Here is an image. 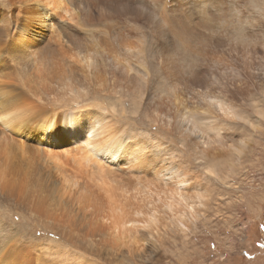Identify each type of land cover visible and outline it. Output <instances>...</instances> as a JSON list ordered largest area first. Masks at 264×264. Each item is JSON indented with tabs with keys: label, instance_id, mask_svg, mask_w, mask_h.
I'll use <instances>...</instances> for the list:
<instances>
[{
	"label": "rangeland",
	"instance_id": "1",
	"mask_svg": "<svg viewBox=\"0 0 264 264\" xmlns=\"http://www.w3.org/2000/svg\"><path fill=\"white\" fill-rule=\"evenodd\" d=\"M216 3H219L221 8ZM213 4L210 9L212 15L208 21L209 37L201 36L203 33L199 32L200 26L193 24L198 29L196 34L198 36L195 35L194 40H189L184 35L180 39L175 38L176 41L162 42L161 38L152 34L144 21L134 20L135 16L131 14H123L124 16L111 14L113 17L106 24L107 21L102 20L105 15L99 16L98 13L103 10H97L94 5H92L94 20L89 24L90 26H85L87 29L73 21L60 20L63 24L65 22L76 29L79 28L80 36L82 35L79 38L85 46L93 42V32L90 33V30L95 32L94 38L100 37L95 41L99 42L103 36H107L109 40L104 38L105 41L119 45L118 39L122 37L118 36V33L122 27L126 28L127 31L121 29L119 35L124 34L123 37L130 43L131 50L126 51V54L130 51L127 54L130 55L128 58L130 61L129 63L123 61V66L116 65L112 62L114 56L112 57L111 52L105 50L100 57L103 63L100 60L96 61L102 77L108 78H104V83L93 85L92 92L84 90L83 96L75 100H69L68 94L67 96L65 94L64 98L63 94L66 92L64 88L63 91L62 89L57 91L59 93L56 97L55 95L50 97L51 99L58 97L57 100H41L48 105L46 108H51L52 105L58 112L67 113L68 118L84 116L86 111L90 115L86 117L85 129L75 142L66 146V142L55 139L52 140L54 144L50 143L49 148L63 160L66 170H57L59 172L54 174L55 172L51 171L47 164L39 166L40 172H36L34 179H39L37 180L39 185L37 184L33 190L43 187L48 189L42 190L43 195L38 196L40 199L37 200L38 212L28 209L27 206L30 205L28 200L21 205L20 200L25 193L15 191L16 188H13L15 190L12 193L10 189L4 188L7 185L6 181L18 177L0 175L2 182L0 264L12 262V264H33L34 261V264H264V0H214ZM12 8L14 10L15 6ZM196 9L197 7H194V10ZM9 11L7 2L0 0V22H4L1 19L5 20L3 30L0 28L2 32H0V45L3 44L0 46V52L2 51L0 72L8 73L10 77L16 75L15 81L18 82L16 86L24 92L25 89H29L27 81L30 78L27 77V73L39 75L44 67L39 64L29 65L27 70L23 69V64L13 61L9 54L3 53L4 48L7 49L12 39L19 34L14 28L13 24L16 22L11 18ZM194 14L199 20V14ZM10 21L14 22L11 27H9ZM114 25L115 29L119 28L116 29L118 31L116 34L113 30H109L110 27L114 28ZM105 28L106 34L102 32ZM180 43L182 48H188L189 51L193 49L196 55L188 57L189 54L180 49ZM163 44L174 48H171V52L180 49L184 55H188L186 57L189 58V65L194 64V67L187 68L189 71H179V68L176 70L174 60L166 56L168 48L161 56ZM37 55L38 53H35L34 57ZM104 63L106 65H103ZM124 66H128L127 70ZM207 68L215 70L213 76L218 80L221 78L222 83L231 80L228 87L218 85L219 87L213 89L198 86L197 82ZM113 73L116 82L113 80ZM106 74H110V77ZM12 83L14 84L13 81ZM73 85L75 83H72L71 87ZM38 86L35 90L42 91V85L39 86L41 88ZM192 92L201 95L205 92H214L220 98L227 100L228 105H233V109L231 108V112L228 113L216 112L213 108L207 107L210 109L206 108V115L209 118H203L196 123V129L200 130V135L209 138L210 144L205 139L188 134L185 128V131L176 128L178 106L170 102L171 93L180 96L183 102L178 104L184 106L186 111L193 107H203L200 99L194 97ZM29 96L31 100L37 99L33 92L29 93ZM61 98L62 101L58 100ZM0 129L4 131V128ZM16 134L21 139L19 135L22 133L18 131ZM188 136L192 139H188ZM87 138L91 139V143L97 141L99 144L110 139L108 145L111 139L114 141L116 140L114 138H117L124 141L123 148L128 150L127 152L122 150L116 155L92 150L91 153L86 145ZM84 152L91 155V158L84 157ZM25 155L20 151L15 152L13 157L18 161L15 162L13 158L10 168L13 166L16 171L25 160L35 161L31 153ZM37 159L42 162L40 158ZM42 159L50 161L47 158ZM29 166L30 164L24 170L26 176L30 175ZM12 168V172H15ZM23 176L18 180L29 188L28 180L26 181L27 178ZM18 180L17 184H19ZM71 187L74 190H71L70 194ZM57 192L59 195L67 192L64 195L66 197L74 196L73 201L79 203V206L82 204L81 208H87L86 206L89 205L83 211V213L86 211L83 214L86 217L85 224H80L81 222L77 220L78 222L73 223L78 227L75 228L74 224L70 225L71 219L76 220L73 214H66L69 212L57 206L60 199ZM179 192H184L181 196L186 195L192 207L187 205ZM11 194L14 196L12 197ZM39 194L40 192H34L33 195ZM47 199L49 202L52 200V205L54 204L58 209L54 211V206H49ZM109 201L114 205L117 203L119 207L123 206L121 207L123 210L119 207L115 210ZM46 209L50 217L43 215ZM112 211L115 212L114 216ZM138 211L142 213L138 214ZM106 214L110 217L107 218ZM42 215L46 217L45 220ZM104 215L106 218H103ZM156 215L159 220H155ZM13 216L16 220L12 219ZM123 216L138 221L134 224L137 226L135 228L132 224L127 225L134 228L133 233L137 235L138 243L128 242L130 235L129 231L123 230L125 227L122 228V222L126 219L121 220ZM114 218L121 223L119 224L121 228L116 231L109 230L110 227L106 225L113 222L118 225ZM147 219L150 220L148 223L151 225L145 223L147 221L144 220ZM151 226L155 229H150ZM98 228L101 229L98 232L100 234L93 236L91 229ZM125 235L128 236L124 237Z\"/></svg>",
	"mask_w": 264,
	"mask_h": 264
},
{
	"label": "bare ground",
	"instance_id": "2",
	"mask_svg": "<svg viewBox=\"0 0 264 264\" xmlns=\"http://www.w3.org/2000/svg\"><path fill=\"white\" fill-rule=\"evenodd\" d=\"M5 1L7 2V8H9L11 11V12L9 11L11 13V18H13V21L16 22V23H14V22L10 21L11 22L10 26L8 23H7V25L9 27L14 25V28H16L18 30L19 34L17 33L18 35L12 39V42L10 41L11 44L7 49L4 48L3 53L9 54L12 57L13 61H16L17 63L23 64V66H24L23 69L28 68L29 65L38 66L39 64L42 65L44 68L41 69L42 73L39 75L35 74L34 72H33L34 74H32L31 72L27 73L28 74L27 77H29L30 80L27 81V82H29V83H27V87L29 89L24 90L26 95H24L25 93L22 92V90H20L16 86V83H18L15 81L16 75L14 77L13 76L10 77V74H8V73L5 74L4 72L3 73L0 72V83L2 84V86H0V128L1 127L4 128V131H2L0 129V175L1 174H4L5 176L12 175L13 177H18V179L20 178V176L24 175L23 178H27L26 181L28 180L29 188L28 187L26 188L27 185L24 186L22 184V182H20L17 178H14L12 181H6L7 185L5 187L4 186L3 187L10 189L12 193H13V190H15L13 188H16L15 191H19V193H22V192L25 193L24 197H22V200H20L21 205L25 200H28V201H30V205L27 206L28 209H31L33 211H37L38 210V209L36 210V208H38L37 207V204H38L37 200L38 201L40 200L38 196H40L41 194L43 195V193L41 191L48 189V187H43V188H38L37 190L36 189L33 190V188H35V186H37V184H38L37 180H39V179L34 180L35 176L37 175L36 172L37 173L40 172L39 170H40V167L42 166V164H47L46 166L50 167L49 169L51 171L55 172L54 173V172L48 171L51 174H53V173L57 174L59 172L57 170H62V171L66 170L63 160L61 158H58L59 155L56 156L55 153L53 152V150L49 148L50 143L54 144L55 139L60 141V142H64V143L66 142L67 143L66 146L75 142L76 139L78 138V136L81 134V132L84 131L86 117H88V115H90V113H88L86 111L84 116L78 115L75 118H68L67 113L58 112L57 108H54V106L52 107V105H51V108H46L48 105L41 102V100H51V101H53V99L57 100L58 97L53 98V99H51L50 97L52 95H55V97H56V94L59 93L57 91H59V89H62V88H64V91L67 92V93L65 92L63 94L64 98L68 94L67 98L69 100H71V99L75 100L79 97H82L83 96L82 92L84 90L85 91L91 90V92H92L94 90V89H92L93 85L96 86L97 84L103 82L104 78L106 77V76L102 77V75L100 74V70L97 67L98 66L97 62H96L98 60H100V62L102 61L100 57L104 54L105 50H107L106 52H111L112 57L114 56V60L112 62L116 65L122 64V66H123V63H122L123 61H125L127 63H129V61H130V59H128L130 55L127 56V54L130 53V51L126 54L127 50H131V48L129 47L130 43H129V41H127L123 37L124 34L119 35V33L122 32V30H121V29H123L122 26H121L122 28L120 29L119 33L117 31V30H119V28L118 29L116 28L117 29L116 30L115 25H114V28H112V27H110L112 29L109 28L110 31L113 30V32L115 34L118 33V36L123 38V39L121 38L122 40L117 38L118 41L120 42L119 45H115L113 43H110V41H108V42L105 41L104 38H107V36L106 37L103 36V39H101L99 42L95 41L96 39H99L100 37L94 38L96 36V34L93 30H90V33L93 32L92 33L93 42L91 43V45L85 46L80 41L81 39L79 38V36H80L81 31L78 30L79 28L76 29L75 27L68 25L65 22L63 24L60 20L61 19L66 20L67 19L68 21H71V22L73 21L78 26L81 25V26H83L82 28H84L85 26H88L92 22V20H94L92 18L94 16V13H93L94 9L92 8V5H94V7L97 8V10H103L102 12L99 11L98 13H99V16L105 15V17H102L103 18L102 20H105V22L107 21L106 24H108L109 20L113 17V15L119 14L121 16L123 14L124 15L125 14H131L132 16L133 15L135 16L134 20L144 21V23H146V25L149 26V30L152 32V34H154L155 37H157V38H161L162 42L176 41V40H174L175 38L180 39L184 35H186L187 39L194 40L195 37L198 36V35H196L198 29H199V32L203 33V34H201V36L209 37V34H207V30L209 29L208 21L212 15V11L210 9H211V7L214 6V4H213L214 0H139V1H137V0H5ZM199 1H200V4H199ZM222 2H224V1H222ZM234 4L232 3V5H234ZM217 5H219V3ZM224 5H226V4H224ZM13 6H15L14 10L12 8ZM194 7H197V9L194 10ZM219 7H220V5H219ZM217 8H218V6L216 7V9ZM194 13L199 14V17H200L199 20H197L196 17H194L195 16ZM219 13H221V12L219 11ZM111 14H113V15H111ZM6 17H3V18H6ZM114 18H117V17H114ZM1 20L4 21L3 23L0 22V28L2 29L4 26L3 24L5 23V20H3V19H1ZM122 22L123 21H121L120 24H122ZM12 23H14V24L12 25ZM95 23H97V22H95ZM99 23H100V21L98 22V24ZM112 24H114V22ZM116 24L118 26V23H116ZM193 24L198 25L200 27L197 29L193 26ZM110 25H108V26H110ZM8 26H7V28H8ZM12 28H10V29H12ZM16 29H14L15 32H17ZM125 29H123V30H125ZM98 30L101 31V29H98ZM126 31H127V29H126ZM102 32L106 34L107 29L105 28V30H103ZM85 34H87V33H85ZM109 34H111V32ZM118 36H116V37H118ZM9 37H11V36H9ZM200 37H198V38L200 39ZM6 39L8 41V38H6ZM127 39H129V38H127ZM83 41H85V40H83ZM136 41H138V40H136ZM183 41H182V43H183ZM191 42H193V41H191ZM182 43H180V45L177 44L180 46V49L182 48L181 47ZM189 43H190V41H189ZM86 44H88V43L86 42ZM2 45H0V46H2ZM34 48H36L35 51H34ZM171 48L169 47L168 44L164 45V47H162V49H163L162 52L167 49L166 50V56L168 58H170L171 60H174V67L176 68V70H177V68H179V71H189L188 69L192 68V66L194 64L189 65V58L186 57L188 55H184L183 52H181V50L182 49L185 50V52L187 54H189L188 57H190V56H193V54H194V52L192 51L193 49L192 50L190 49L191 51H189L188 48H187L188 50L185 48H182L181 50L179 48H177L179 50L171 52ZM71 49H74V51H71ZM172 49H174V48H172ZM32 51H34V52H32ZM35 53H38V55L36 56L37 58L34 57ZM164 54L165 53L163 52V54H161V56ZM194 55H196V52ZM4 56H7V55L4 54ZM1 57H2V55H0V58ZM163 58H164V56H163ZM47 59H49V60H47ZM57 60H59V61H57ZM166 60H167V58H166ZM109 62H110V60H109ZM9 63H10V61H9ZM102 63H103V61H102ZM191 63H193L192 60H191ZM103 65H106V64L104 63ZM125 65H127V64H125ZM111 66L112 65H110V67ZM164 66H166L165 63H164ZM189 66H191V67H189ZM20 67H22V66H20ZM30 67H32V66H30ZM105 67L108 68L107 66H105ZM126 68H128V66L127 67L124 66V69H126ZM197 68H199V67H197ZM11 69H13V67ZM200 69H199V72H201ZM15 70H17V69L15 68ZM30 71H31V68H30ZM114 71L116 72V70H114ZM214 72H215V70H213V69L207 68L206 70H204V73L202 74L200 81L197 82L198 83L197 85L198 86L200 85L202 87H209V88H213V89H216V87H219L218 85H223L224 87H228V85H229L228 83H230L229 81H231V80H229L227 83H222L221 78L218 80V79H216V77L213 76ZM104 73H103V75H104ZM184 74H185V72H184ZM107 76L110 77V74ZM111 77H112V74H111ZM114 77H115V74H114L113 78ZM186 77L188 78V76H186ZM113 80H115V78ZM217 80H218L219 84H218ZM12 81L14 82L15 85L12 83ZM115 82H116V80H115ZM72 83H75V85H73V87H71ZM110 83H111V81H110ZM189 83H191V82H189ZM37 85H39V86L42 85L43 90L42 91H41V89L35 90V87ZM107 85H109V84H107ZM39 88H41V87H39ZM65 88H67V90ZM117 88H118V86H117ZM62 91H63V89H62ZM62 91H60V94H62L61 93ZM227 91H228V89L225 90V92H227ZM31 92H33L34 96L37 97V99L32 98V100H31V96H29V93H31ZM68 92H70V93H68ZM65 94H66V96H65ZM192 94L194 95V97H197L200 99V101H201L200 104L203 105L204 108L203 107H200V108L193 107V109L185 111L184 110L185 107L178 104V102H181V103L183 102L181 100L180 96L171 93L172 99L170 102H172V104L175 105L176 107L178 106V112H177V118H178L177 125L178 126L176 128H178V130H184V128H185V130L187 131L188 134H193L196 136V138L199 137L200 139H205L207 142H209V138L206 139V137L204 135H200V133H199L200 130L196 129V123L203 118L204 119L209 118L208 115H206V112H207L206 108L207 107L210 109L213 108L214 111H216V112L222 111V112L228 113V112H231L230 111L231 108L233 109V105H230V104L228 105L227 100L220 98L219 95L215 94L214 92L213 93L205 92L202 95L197 93V92H192ZM52 97H54V96H52ZM62 98L58 99V100L62 101ZM64 98H63V100L65 101ZM68 99H66V100H68ZM202 102H204V103H202ZM172 104H171V106H172ZM192 105H194V104H192ZM60 106H61V104H60ZM160 106L161 105H159V107ZM168 107H170V106H168ZM161 108H162V106H161ZM161 108H160V110H161ZM201 108H203V111L201 110ZM208 108H207V110H210ZM155 110H157V109H155ZM162 110H163V108H162ZM171 111H173V110H171ZM203 112L205 113V115ZM153 114H155V113L153 112ZM172 114H173V112H172ZM92 115H94V113ZM174 117H175V114H174ZM170 118H173V117H170ZM89 121H91V120H89ZM174 121H176V120H174ZM172 124L174 125V123H172ZM176 128L174 127V129H176ZM197 130H199V131H197ZM18 131L22 133V135H19L21 137V139H19L17 137L16 132H18ZM182 136H184V135H182ZM97 137L98 136H96V138ZM184 137H185V139L187 138L186 136H184ZM117 138H119V137H117ZM117 138H114V139H116L114 141L111 139V142L112 141L113 142L112 143L109 142L110 143L109 145L107 143L110 139H108V141L107 140L101 141L102 143L99 144V143H97V141L96 142L94 141L93 143H91V139L87 138L88 140H86V141H88V142H86V145L88 147V150L91 153H92V151H95V152H99V153L106 152L109 154L111 153L112 155H116V154H119L122 150L127 152L128 149L126 150L123 148L124 141L123 140H117ZM188 139H192L191 136ZM52 140H54V141H52ZM193 141H195V140L193 139ZM210 143H211V141L209 142V144ZM243 146H245V145H243ZM32 147H35V148H32ZM19 151L22 152L24 155L28 152L31 153L32 155H34L35 161L32 162V161H28V160H25V161L23 160L24 162L21 163L20 167L17 166L19 168L16 169V171L14 168H12L13 166L11 167L15 171V172H12V170L10 168V164L12 163V159L15 158V157H13V154L15 152H19ZM25 156L29 157L28 155H25ZM83 156L91 158V155H89L87 152ZM36 157L40 158L42 160V162H40ZM42 158H47L50 161H43ZM82 159H83V157H82ZM15 160H16V158L14 159V161ZM16 161H18V159ZM21 162H22V160H21ZM28 164H30L28 169L31 168V171H30V175L26 176V174H24V170H25V168H27ZM78 165H79V163H78ZM48 176H50V175H47V177ZM13 177H11V178H13ZM1 178L4 179V177H1ZM50 178H51V176H50ZM7 179H8V177H7ZM16 179L19 181V184H17ZM3 182H5V181H3ZM1 185H2V182H0V186ZM53 187H55V186H52V188ZM68 187H70V185ZM62 188H63V186H62ZM56 189H58V188H56ZM10 190H9V192H10ZM20 190H21V192H20ZM50 190H52V189H50ZM71 190H74V189H72V187H71V189H69L70 194H71ZM55 191H57V190H55ZM66 191H68V190H66ZM34 192H40V194L34 196L33 195ZM51 193H53V192H51ZM66 193L67 192H64L63 194L60 193V195L58 193L59 198H60L59 203H58V205L56 203L55 204L60 209L66 210L67 212H69L66 214H73V218H75L76 221H74L73 219L68 217L69 219H71V223H70L71 226L74 224L73 222L80 221L81 222V223L79 222L80 224L84 223L86 217L83 214H85L86 211L84 213H83V211L86 210L89 207V205L86 206L87 208H85V207L81 208L80 206H82V204L79 206L78 205L79 203H77L75 200L73 201L74 196H72V195L71 196L67 195L68 198L66 196H64V195H66ZM73 193H75V192H73ZM80 193H81V191H80ZM175 193H176V191H175ZM183 193L184 192H179L178 194L181 196ZM54 194H56V193H54ZM8 195H7V197H8ZM11 196H12V194H11ZM181 197L186 201L187 205H190L191 202L187 200L189 198H187L186 195H184V197L183 196H181ZM19 198L20 197H18V199ZM42 198H43V196H42ZM47 201H48V199H47ZM54 201L58 202L57 199L56 200L54 199ZM51 202H52V200L50 202L48 201L49 206L52 205ZM194 202H195V200H194ZM110 203H111V207H113L115 210H116V207H119L117 205V203H116L117 206L114 205L112 202H110ZM52 206H54V211H55V209H58V208H55L54 204ZM93 206L92 207L90 206V208H93ZM190 206L192 207V204ZM40 207H41V205H40ZM106 207H105V209H106ZM121 207H123V206H121ZM121 207H119V208L122 209ZM52 208H50V210ZM113 208H112V210H114ZM124 208H125V206H124ZM42 209H43V207H42ZM94 213H95V211H94ZM112 213H113V211H112ZM114 213H113V216H114ZM137 213L141 214L142 212L138 211ZM41 214H43V213L41 212ZM57 214H59V213H57ZM108 214L110 215V212ZM43 215L48 217L50 215L49 211H47V209H46ZM96 216H98V215H96ZM106 216H107V214H106ZM117 216H115V217H117ZM46 217L43 216V219L45 220ZM104 217H105V215L103 216V218ZM108 217H110V216H107V218ZM124 218H126V217L123 216V218H121V220H123ZM12 219L16 220V218L14 216L12 217ZM114 219H112V220H114ZM156 219L159 220V217L158 216H157V218L155 217V220ZM107 221L108 220H106V222ZM115 221H116V219H115ZM144 221H147V222H145L146 224L151 225V224H149L150 220L148 221V219H147ZM90 222H92V221H90ZM106 222L104 224H106ZM116 222L118 225H115L114 222H113V224H111V223L106 224L107 226L110 227L109 230L113 229L116 231V229L121 228V226H120L121 223H119V221H116ZM139 222H141V221L139 220ZM157 222H159V221H157ZM86 223H87V221H86ZM122 223H123L122 228L125 227V228H123V230L125 229L126 231H129L130 236L128 237V242L138 243V241L136 240L137 235H135L133 233L134 228L137 227L134 224L138 223V221L134 218L132 219V218L128 217L125 220H123ZM101 224H102V222H101ZM129 224H132V226H134V228L133 227H127V225H129ZM152 224H153V222H152ZM75 225H76V223L74 224V226ZM76 227H78V226H75V228ZM150 229L154 230L155 227L151 226ZM18 230H19V228H18ZM100 230L101 229H99V228L96 230L91 229L92 235L93 236L99 235L100 233L98 234V232H100ZM111 232H113V231H111ZM115 235L118 236V234H116V232H115ZM132 235H134V236H132ZM17 236L19 237V235H17ZM126 236H128V235H125L124 237H126ZM14 245H15V243H14ZM0 251H2V250H0ZM20 252H22V251H20ZM0 254L2 255V252ZM31 255H33V254H31ZM21 257H23V255ZM34 262H33V264H34ZM37 262H38V260H37Z\"/></svg>",
	"mask_w": 264,
	"mask_h": 264
}]
</instances>
